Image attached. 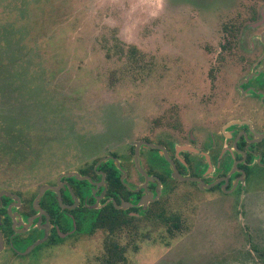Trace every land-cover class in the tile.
Instances as JSON below:
<instances>
[{
  "label": "rangeland",
  "instance_id": "374dc122",
  "mask_svg": "<svg viewBox=\"0 0 264 264\" xmlns=\"http://www.w3.org/2000/svg\"><path fill=\"white\" fill-rule=\"evenodd\" d=\"M262 17L264 0H0V135L3 121L19 117L20 105L25 111L28 102L54 103L53 109L76 115L68 123L77 130L68 135L63 120L52 126L69 138L54 146L69 155V163L51 170V153L36 157L31 146L16 155L1 153L0 183L36 187L47 175L75 166L78 152L71 149L91 153L95 143L84 141L96 133L103 147L138 139L140 125L151 126L158 109L171 105L177 83L209 81V67L217 65L211 48L218 51L229 39L234 50L249 49L264 28L253 23ZM230 60L229 70H235L236 57ZM96 119H111V127L87 126ZM116 131L131 133L115 138ZM32 134L25 141L31 145ZM186 186L178 182L175 188L188 199L164 209L181 216L182 228L170 233L160 218L136 222L130 264H264L254 249L264 255V193L247 194L249 201H235L230 209L215 201L203 212L198 199L209 194ZM109 235L99 228L86 236L84 253L61 254L57 264H100Z\"/></svg>",
  "mask_w": 264,
  "mask_h": 264
},
{
  "label": "flooded vegetation",
  "instance_id": "af4514ba",
  "mask_svg": "<svg viewBox=\"0 0 264 264\" xmlns=\"http://www.w3.org/2000/svg\"><path fill=\"white\" fill-rule=\"evenodd\" d=\"M263 23L264 17L253 27ZM233 44L223 39L220 50L211 48L217 65L209 67V81L177 83L171 105L158 109L151 126L140 125L138 139L103 147L105 140L96 133L84 141L95 143L91 153L71 149L78 152L75 166L47 175L36 187L0 183V264H57L61 254L83 252L86 236L98 231L110 212L138 223L158 218L172 202L178 206L181 197L188 199L175 188L178 182L191 193L209 194L198 199L203 212L215 201L230 209L235 201L245 204L248 195L264 193V28L249 49L236 51ZM231 57H236L235 70H229ZM148 110L141 114L148 116ZM75 117L62 118L68 135L77 131L74 121L68 123ZM87 126L107 130L111 119ZM50 133L56 139L44 152L51 153L46 163L51 170L69 163V155L54 149L57 140L69 138ZM127 135L117 132L115 138ZM175 166L184 179L174 176Z\"/></svg>",
  "mask_w": 264,
  "mask_h": 264
},
{
  "label": "trees",
  "instance_id": "16d2710c",
  "mask_svg": "<svg viewBox=\"0 0 264 264\" xmlns=\"http://www.w3.org/2000/svg\"><path fill=\"white\" fill-rule=\"evenodd\" d=\"M22 107L23 104L19 107V110L22 112L19 117L13 116L12 120H9L10 117H7L8 119L4 120V123L1 124L4 134L0 135V154L3 152L13 155L20 152L24 153L26 149L31 146V149L33 147L32 151H34L32 155L39 157L45 148L49 147L50 143L56 139V135L50 133L54 127L49 126V124L61 122L60 120H63V117L65 118L67 112L61 109H53L56 108V104L51 103L49 105V102H28L25 111ZM58 115H60L61 118L58 117ZM6 122L8 124L5 125ZM30 132L34 133L31 136L33 140L32 145L31 143L25 142L30 136ZM11 134H14V138ZM1 139L4 141L1 142ZM18 161L19 159L16 158L14 163ZM103 218L106 219L99 223V226L103 230H107L110 235L105 241L104 252L101 256L100 264H130L128 259L129 244L133 243L136 247V241L138 239L136 236V222L121 219L117 215L115 216L113 212L108 213ZM158 218L168 225L170 233H173L174 228H182L183 224L181 216L179 215H168L163 211ZM121 236L127 237L125 243L120 241ZM254 249L264 260V255L258 247L254 246Z\"/></svg>",
  "mask_w": 264,
  "mask_h": 264
},
{
  "label": "water",
  "instance_id": "95a60500",
  "mask_svg": "<svg viewBox=\"0 0 264 264\" xmlns=\"http://www.w3.org/2000/svg\"><path fill=\"white\" fill-rule=\"evenodd\" d=\"M144 143H146L148 146H154V147H157V148H158V147L162 148V146H159V145L154 144V143H149V142H144ZM140 145H141V143H138V147H137V151H136V161H137V164H138V167H139V168H140V165H139V163H138V155H139V147H140ZM165 155H166V157L171 161V163L174 164V162L169 158L167 151H165ZM174 176L179 177V178H183V179H184V177L181 176V175L179 174V172H178L176 166H175ZM45 188H46V187H42V189H41V193L44 192Z\"/></svg>",
  "mask_w": 264,
  "mask_h": 264
}]
</instances>
